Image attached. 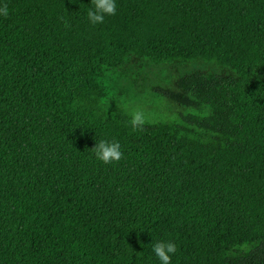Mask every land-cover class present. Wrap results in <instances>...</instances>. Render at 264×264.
I'll use <instances>...</instances> for the list:
<instances>
[{"label":"trees","instance_id":"obj_1","mask_svg":"<svg viewBox=\"0 0 264 264\" xmlns=\"http://www.w3.org/2000/svg\"><path fill=\"white\" fill-rule=\"evenodd\" d=\"M0 6V264H264V0ZM150 94L187 111L133 131Z\"/></svg>","mask_w":264,"mask_h":264},{"label":"clouds","instance_id":"obj_2","mask_svg":"<svg viewBox=\"0 0 264 264\" xmlns=\"http://www.w3.org/2000/svg\"><path fill=\"white\" fill-rule=\"evenodd\" d=\"M8 8L0 6V16L8 15ZM116 0H90V7L86 10L87 20L90 24L96 25L104 21L106 16L115 14ZM121 104H126L121 98ZM101 104L109 103L107 98H102ZM129 115L131 130L142 129L148 120V116L142 107L125 108ZM163 118V115L161 116ZM95 158L101 163H111L118 161L122 156L120 143L111 139H95L94 145L90 148ZM152 251L159 261V264H169L171 255L176 252V244L171 240H156L151 245Z\"/></svg>","mask_w":264,"mask_h":264},{"label":"rangeland","instance_id":"obj_3","mask_svg":"<svg viewBox=\"0 0 264 264\" xmlns=\"http://www.w3.org/2000/svg\"><path fill=\"white\" fill-rule=\"evenodd\" d=\"M207 62L196 63L192 61L190 63V67H204L206 66ZM129 100H125L128 102ZM117 104L116 108L124 107L125 108H135V107H142L145 113L148 116V120L150 122L161 121V120H172L176 119L179 112L186 113V109H182L181 107H177L169 103L167 100H164L158 96H154L150 94L149 96H143L137 101L136 104L133 106H128L127 104ZM127 112V111H126ZM163 115V118L161 116Z\"/></svg>","mask_w":264,"mask_h":264}]
</instances>
